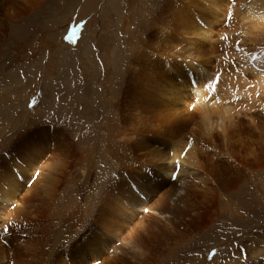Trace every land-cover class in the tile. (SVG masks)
<instances>
[{
  "label": "rangeland",
  "instance_id": "1",
  "mask_svg": "<svg viewBox=\"0 0 264 264\" xmlns=\"http://www.w3.org/2000/svg\"><path fill=\"white\" fill-rule=\"evenodd\" d=\"M28 1L32 6L27 13L21 15L19 11L20 16L7 22V33L19 29V38L7 39L0 46V156H13V165L29 166L34 172L26 173L30 178L56 179L55 204L74 203V209L67 205L60 209L58 220H53L56 215L52 218L59 223L60 216L64 222L59 235L53 236L49 250L63 240L71 246L74 241L79 245L89 239L106 242L108 247L106 250L95 245L96 264H122L126 259L132 262L129 247L134 242L145 252V264H264V87L260 97L263 106L234 114L227 139L216 128L211 139L203 144L208 148L205 160L215 164L228 159L232 163L225 176L229 180L225 188L213 179L205 180V171H200L205 176L191 177L192 173L187 172L186 185H180L178 177L166 176L161 171L165 161L149 164V155L144 161L143 157L135 161L131 157L137 139L129 130L112 125L120 124L118 118H113L117 107L130 114L140 113L150 123L158 124L150 121L156 120L153 115H160L148 100L154 95H163L164 99L174 95V88L158 92L155 89L167 76L178 87L177 68L185 63L177 51L171 50L178 42L187 47L182 39L176 40L175 35L183 36L185 27L173 18L178 12L175 9L182 8L185 19L192 15L205 17V11L200 9L202 4L195 8L192 0ZM239 1H219L222 6L212 27L211 42L198 36L188 41H197L198 46L206 49L222 48L233 41L244 48L253 46L255 31L249 36H245L246 30L233 32L231 42L228 34L223 37L231 10ZM10 12L3 16H13L12 9ZM152 17L165 24L161 23L159 28L153 22V27ZM184 36L191 35L184 32ZM171 52H176L179 65L174 61V68L168 73L162 57L171 61ZM216 58L210 63L225 65L226 72L236 65L233 57L219 62ZM166 92L171 96H164ZM173 99L169 100L180 112L179 120L183 118L181 122L186 123L195 111L184 101ZM27 129L31 131H22ZM121 134L132 140L119 141ZM30 135L32 140H39V145L29 144ZM140 135L147 140L146 133ZM18 137V141L27 142L16 143ZM54 138L65 140L66 146ZM151 143L152 148L163 147L161 139L160 143L155 139ZM135 163L143 168L133 170ZM5 166L0 161V169ZM132 196H144L151 210L145 203L143 208L130 202ZM162 207L167 209L166 213L157 214ZM152 226H156L155 230ZM84 264L93 262L86 260Z\"/></svg>",
  "mask_w": 264,
  "mask_h": 264
},
{
  "label": "bare ground",
  "instance_id": "2",
  "mask_svg": "<svg viewBox=\"0 0 264 264\" xmlns=\"http://www.w3.org/2000/svg\"><path fill=\"white\" fill-rule=\"evenodd\" d=\"M10 1H12V3ZM219 1L221 2V0H212V3H210L207 0H192L191 5L195 8H199L196 7V4H202L200 9L201 11H205V17L192 15L188 19H185L183 18L184 16H182L185 11L182 10V8L178 9V7H176L175 10L178 12H175V16H173V18H177L179 20L178 23H183L185 27V30L181 32L183 36L180 34L175 35L176 40L178 41L182 39L181 41L184 42L187 47H182V45L178 42L177 45L170 48L171 50L177 51V56H181L179 59L184 60L185 63H182L181 65L178 64L176 59L178 57L174 55L176 52L170 53L169 56L171 57V61L168 60V58L162 57V64L167 69L168 73L173 70L174 61L175 65H179L177 71H179L178 74H180V76L177 74L178 81H176L178 87H176V83L171 81V77L167 76L165 77L166 81L162 82L161 86L156 87L155 89L158 92L174 88L176 91L174 95L171 96L168 92H166L164 96H171L168 98H174V102L175 100L177 102L184 101L190 110L195 111V114L190 116L186 123L185 121L182 123L181 120L183 118L179 120L180 112L178 113V111L175 110V107L171 104L172 102H170L169 99L165 98V100L162 98L163 95H154L152 99L148 101L154 103V106L160 116L153 115L156 120L150 121H157L158 124L150 123L149 118L143 117L140 113L130 114L128 111L123 112L120 107H117V113L113 116V118H118L116 121H119L120 124L114 123L112 125L117 124L122 130H129L130 134L135 136L138 141V144L132 150L135 157L133 156L131 158L135 161H141L143 157L142 161H144L147 158V155H149L150 158H148L150 160L147 158L149 164L154 162L157 163L158 160L165 161L166 166H164L161 171L166 174V176H175L174 178L178 177L181 181H179L180 185H183L184 182L186 185V182L188 181L187 172L190 171L192 173V175H190L191 177L196 174H201L200 171H205L204 173L208 175L205 180H207V178L213 179L216 184L225 188L226 185L229 184V180L226 179L225 176H228L233 165L228 159H224L215 164L208 160V158L205 160L204 155L206 149L208 148H206L203 144L206 139H211L210 135L213 130H216V128L219 129V133L223 138L229 137L227 129L232 126V117L234 114L238 115L240 113L248 112L254 109L256 105L263 106L260 102V97L264 87V27H262V25H264V0L239 1L235 8L231 10L232 14L230 16V23L223 31V37L227 36V34L230 36V42L233 41L231 38L233 32H244L246 30L245 36H249L250 33L255 31L254 34L256 41L253 46L244 48L233 41L232 43L226 44L225 47L223 46L224 48L209 47L206 49L200 47V45L198 46L196 44L197 41H193V43L188 41V38L198 36L199 39L211 42L210 40L213 37L212 27L214 21L216 22V20H218V15L222 6ZM31 6L32 4L29 3L28 0H0V46L7 39L19 38V29L16 33H7V22L12 21L16 16H20L19 11L22 12L21 15L23 13H27ZM11 9L14 12V15L9 18H5L3 14L12 13L10 12ZM217 9H219L218 12ZM171 16L172 15L170 14V17ZM25 17L26 16H24V18ZM150 20L151 25L154 22L153 24L155 26H159V28L160 25L164 23L159 19H155L154 21L153 18ZM27 22L29 24V21ZM21 32H24L23 29ZM184 32L191 36H184ZM178 35L180 36L179 39ZM259 37L262 38L258 39ZM212 42L215 41L213 40ZM217 52L218 54H216ZM192 55L196 56L198 59L192 58ZM213 57H217V62H219V60L221 61V59L229 61L233 57L236 65L234 67H229L226 72L224 70L226 68L225 65L222 66L216 63L213 66V64L210 63L214 60ZM157 64L160 66V60ZM219 65L221 66V70H218ZM168 73H166V75ZM125 82L127 81L125 80ZM128 117L130 119H128ZM28 130L29 129L22 131L27 132ZM234 130L236 131L235 128ZM141 133H146V141L140 135ZM31 137L32 135L29 136V144L34 142V145H39V140H32ZM120 137L121 139H118L119 141L125 140V138L132 140L131 137H124V134L118 136V138ZM151 138L158 140L159 143L161 139L163 147L160 148V150L152 148L151 141L154 139ZM19 139L20 137L17 138V141ZM56 140H58V143H61L63 147L67 144V142L63 139L54 138L55 142ZM128 140L125 141L128 143ZM25 141H18L16 143L21 145L27 142ZM83 143L85 144V142ZM12 144H15V141ZM117 145L120 146L121 142L120 144L117 143ZM213 147L218 150L216 145H213ZM163 149H166L167 151L165 150L166 152L163 153L161 151ZM146 150H148L147 153L143 152ZM52 151L53 150H49L48 152ZM7 152L8 151L6 150L2 154L4 155ZM14 160L15 158L13 156H0V161L6 165L3 169H0V264H84L86 260L96 264L98 254L95 245L103 246L105 247L104 249L107 250L108 247H106V242H92V240L84 239L82 244L76 245L74 241L70 246L69 242L63 240L54 248V250H49L51 240L54 238L53 236L59 235V230L64 222L60 216V222H55L58 220L57 214L59 215L60 209L66 207L67 203L62 204L60 202L61 205L54 203V199L56 198H54V192L58 183L56 179L49 176H46L44 179L39 177L30 178L26 173H30L32 171L31 168L29 166L21 167L19 165H13ZM134 160H132V163L135 162ZM174 166H178L177 170L174 169ZM142 168L143 167L139 163H135L132 166L133 170ZM160 169L161 164L159 170ZM32 173L34 172H31V174ZM202 176L205 175L203 174ZM130 189H133L132 185H130ZM173 189H175V187ZM141 198L144 199V196ZM63 199H65V197ZM143 199L132 196L130 202L134 203L136 206L141 205L140 207L143 208L146 205V207L151 210L152 207H149L147 205V201ZM73 206L69 204L67 205V208L71 207L74 209ZM159 209L160 212L157 214L163 215L166 213L167 209L165 207ZM130 214L131 211L128 212V215ZM153 214H155V212ZM55 215L57 217L53 218ZM67 215L68 212L66 217ZM52 218L55 221H53ZM152 227L154 229L156 226ZM148 233L150 232H147V234ZM7 243L8 245H4ZM134 243H131L129 247V250L132 251L131 257L134 258V260L131 262L126 259L122 262V264L146 263L145 252L141 247H138ZM81 248H86L85 252L80 250ZM108 258H111L110 251L108 253ZM111 263L112 262H110V264Z\"/></svg>",
  "mask_w": 264,
  "mask_h": 264
}]
</instances>
